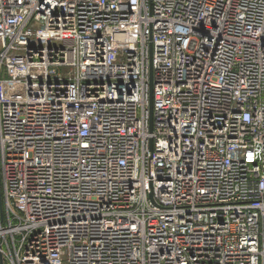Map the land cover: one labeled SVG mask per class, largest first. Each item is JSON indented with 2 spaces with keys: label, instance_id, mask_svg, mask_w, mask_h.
Returning <instances> with one entry per match:
<instances>
[{
  "label": "built area",
  "instance_id": "built-area-1",
  "mask_svg": "<svg viewBox=\"0 0 264 264\" xmlns=\"http://www.w3.org/2000/svg\"><path fill=\"white\" fill-rule=\"evenodd\" d=\"M0 264H264V0H0Z\"/></svg>",
  "mask_w": 264,
  "mask_h": 264
}]
</instances>
